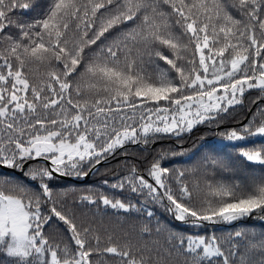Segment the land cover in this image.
<instances>
[{
	"label": "snow or ice",
	"instance_id": "snow-or-ice-1",
	"mask_svg": "<svg viewBox=\"0 0 264 264\" xmlns=\"http://www.w3.org/2000/svg\"><path fill=\"white\" fill-rule=\"evenodd\" d=\"M37 6L0 0V264H264V236L234 231L264 221V178L210 180L227 160L179 169L173 158L187 150L156 149L204 126L264 169V106L223 127L246 92L264 100V0H47L20 19ZM135 145L143 160L122 161L74 201L135 214L134 237L54 191L57 178L87 181Z\"/></svg>",
	"mask_w": 264,
	"mask_h": 264
},
{
	"label": "trees",
	"instance_id": "trees-1",
	"mask_svg": "<svg viewBox=\"0 0 264 264\" xmlns=\"http://www.w3.org/2000/svg\"><path fill=\"white\" fill-rule=\"evenodd\" d=\"M37 7L28 12L26 15L22 14L20 19L27 21L38 17L43 10V6L47 3V0H36ZM34 73L43 71L42 69H33ZM259 90L253 89L245 93L244 102L241 105L236 106V110L232 116L229 117L228 121L223 125L224 128H238L241 124L248 122V119L252 116L253 112L256 111L257 104L264 106V100L258 99ZM218 129H209L204 126H198L191 134H185L182 143H174L171 140H161L157 142L156 149L159 150L164 147L166 150L169 148L180 150H187L184 155H177L175 159L178 163L176 167L179 169H191L193 167H200L205 157H222L229 162V170H222L216 168L213 173L209 170L208 179L218 180L223 178L229 183H240L241 185H247L252 183L254 179L264 178V169H261L258 165H250L244 162L238 155L237 151H234L229 143L221 140L220 136L216 133ZM259 143L260 138L256 139ZM251 146V145H249ZM128 151L134 153L129 156L118 155L114 160H111L106 165L101 167L100 173L92 176L87 181H78L72 179L57 178L51 183L55 186L54 191L58 194L60 199H64L66 203L73 207V210L77 215L86 217L92 220L97 225H104L109 230L114 231L116 235H123L125 232L131 233L135 236V231L139 227V223L135 218V214L131 218H126L125 214H113L111 209L95 208L92 206L88 207H76L74 201L78 200L81 192L86 190V186H98L100 181L103 179H111L114 171H120L122 167V161H139L143 160L148 153L143 152L142 146L135 145L129 146ZM155 154V153H153ZM189 157H192L189 160ZM186 176L189 179V183L194 182L195 178L200 176L201 182L203 177L200 173L186 172ZM107 212V214H105ZM156 219H159L161 223L169 218L163 212L162 209L156 208ZM156 220H153L155 224ZM228 227V226H223ZM233 230V229H230ZM103 232V229H101ZM234 231H241L246 234V240L251 238L259 239L264 236V221L259 219H248L238 222V227ZM49 233L52 238L56 240H65L64 234L55 226L49 229ZM220 233H218L219 235ZM227 235V233H223ZM246 241H241V244Z\"/></svg>",
	"mask_w": 264,
	"mask_h": 264
},
{
	"label": "rangeland",
	"instance_id": "rangeland-1",
	"mask_svg": "<svg viewBox=\"0 0 264 264\" xmlns=\"http://www.w3.org/2000/svg\"><path fill=\"white\" fill-rule=\"evenodd\" d=\"M255 139H258V138H255ZM224 142H227V141H224ZM227 143H229V142H227Z\"/></svg>",
	"mask_w": 264,
	"mask_h": 264
}]
</instances>
